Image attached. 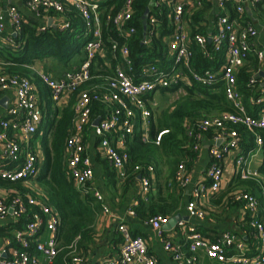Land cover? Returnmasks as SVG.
<instances>
[{
    "label": "built area",
    "instance_id": "1",
    "mask_svg": "<svg viewBox=\"0 0 264 264\" xmlns=\"http://www.w3.org/2000/svg\"><path fill=\"white\" fill-rule=\"evenodd\" d=\"M206 0H152L150 11L146 15L145 30L150 34L155 32L159 24V16L166 12L170 35L164 38L168 46L164 52L162 65L151 62L141 66L136 71L130 49L125 41L135 32L136 27L130 22L133 18V0H127L122 8L113 16L108 15L104 22L113 23L118 37L125 40H114L112 36L110 46L107 47L104 24L102 21L101 0H28V9L45 19L39 27L40 31L50 26L64 30L70 27V21L62 14L48 15V11L65 12V3L73 6L79 12L85 23V36L88 38L84 53L79 63L67 69L60 77H54L46 71H37L41 80L50 88L51 97L57 104L66 99L70 100L77 93L74 109V130L66 143L65 163L69 178L76 189L82 194L92 193L99 201H104L103 194L92 186L95 177L92 159L88 153L85 127L91 122L92 102L112 106L105 118L101 116L98 124L92 122L94 135L101 137L99 144L101 152L110 165L117 171L118 176L128 178L126 167L130 162V155L126 150V139L134 133L137 124H141L144 131V140L150 141L149 119L151 108L149 95L164 88L177 87L186 89V86L200 84L213 87L218 82H224L227 99L233 104V111H223L217 115L199 120L196 126H187V135L196 140L194 149L200 151L207 140V132H212L210 138L211 162L205 170V178L193 185L192 195L187 204L190 216L204 219L206 211L201 201L208 194H216L223 188L224 159L232 150L240 148L242 140L240 132L229 129L228 124L242 125L256 135L257 147L263 145L264 107L256 115L250 114L242 102V94L238 89V70L245 65L253 51L252 41L258 35L254 24L247 22L240 25L227 12L226 5L232 3L236 11L243 14L246 6L257 5L264 10V0H211L214 2V21L208 34L197 33L191 37L188 29V18L196 9L203 7ZM42 11L44 14H42ZM7 19L10 22V32L7 33ZM49 21V22H48ZM24 16L19 7L10 4L0 12V46H17V36L24 23ZM143 44L150 43L145 36ZM199 45L204 55L210 57L213 53H223V62L219 69L199 71L193 64L195 56L191 44ZM211 44V48L208 47ZM259 64L264 65V50H256ZM112 58L116 59V66L111 67ZM100 59L103 61L100 64ZM111 67V73L102 76L96 74L103 67ZM100 67V70L98 69ZM105 71L107 68L104 69ZM258 68L251 77L249 85L256 87L258 96L252 98L254 105L264 101V85L257 74ZM105 77V83L94 86L92 89H81L82 86L96 77ZM0 92H9L12 95L6 114L0 117V177L12 182H28L39 174V158L32 145V138L36 134L43 118L40 96L36 84L28 77L18 73L0 72ZM197 127V128H196ZM169 130L160 131L155 139L160 144L163 135ZM137 179L140 184L141 198L148 200L153 186L155 174L154 164L146 167L135 166ZM235 177L241 179H260L256 170H251L248 156L239 153L235 159ZM136 179V180H137ZM181 188L189 186L192 178L185 162H181L172 179ZM260 181V180H259ZM261 184V181L259 182ZM261 198L247 188L233 189V201L239 202L242 209L250 215L249 234L254 241L255 251L248 253L250 246L246 237L239 236L231 230L223 231L215 240L203 236L196 225L180 220L179 229L184 232L187 240L185 244L174 242L166 236L164 225L168 224L167 217L157 215L146 220L147 224L158 225L163 249L169 253L175 264H199L197 253L204 250L207 257L226 264H264V187L261 185ZM38 206V212H29L28 205ZM135 203L128 211L136 215ZM103 209L108 210L103 203ZM26 216L24 227L14 229L12 237H6L4 245L0 247V264H53L60 253L57 229L60 216L57 210L49 203L30 193L22 195L18 191L14 196L0 197V219H11L19 222ZM50 233L49 239L43 240V231ZM118 232L123 238L120 256L109 259L101 264H160L159 259L149 251L146 240L141 236H133L128 224L122 220L118 224ZM72 248L71 259L67 264H85V258L76 253V244Z\"/></svg>",
    "mask_w": 264,
    "mask_h": 264
},
{
    "label": "trees",
    "instance_id": "2",
    "mask_svg": "<svg viewBox=\"0 0 264 264\" xmlns=\"http://www.w3.org/2000/svg\"><path fill=\"white\" fill-rule=\"evenodd\" d=\"M126 1L104 0L100 2L104 24L103 33L106 40H108L107 47L110 46L111 42V39H107L109 36H112L114 40L121 41V45L124 44L125 40H122L115 33L116 29L113 23L106 25L104 22L107 20L108 15L114 16ZM151 1L133 0L134 14L130 24L132 23L136 27V32L125 43L127 42L129 46L136 71L146 63L156 62L162 65L164 52H167L168 49L164 38L170 35L173 30L166 18V13L168 12L166 7L163 9L166 12L159 16L160 21L155 32L150 34L148 30L144 29L143 16L149 13ZM214 9V2L206 0L203 7L196 9L188 18V29L191 37L197 33H209L210 26L215 18ZM226 9L233 18L237 17L239 19V15H243L238 13L230 2L227 3ZM262 12L264 13V10ZM42 14H44L43 11ZM47 14L50 16H55L56 14L66 16L70 21V27L60 30L57 27L50 26L46 30L40 31V26H38L37 22H24L21 32L15 36L17 46H0V61L3 63L1 72L18 73L28 76L36 84L38 92H40L43 118L36 133L40 134L42 132L41 138L45 152L40 181L48 189L50 204L56 208L60 216V223L57 229L60 253L53 264H67L72 256L71 245L76 244V253L84 257L93 249L95 245L96 222L98 214L102 209V202L92 193L82 194L81 191L77 190L67 172L65 163L66 143L74 130V118L76 116L74 105L77 93L71 96L66 106L60 108L59 103L57 104L53 101L50 88L41 80L37 71L32 68V65L36 61L48 58L62 62L68 68L73 67L74 61L78 57L83 56V50L88 40L85 36V23L79 12L68 3H65L64 13H56L54 10H50ZM145 36L149 37L150 43L143 44L142 40ZM191 46L195 52L193 64L197 70L219 69L223 62V53H213L212 56L208 57L204 55L199 45L192 43ZM208 47L211 48V44H208ZM111 59V67L116 66V59L112 57ZM102 62L100 59V64ZM111 67H103L101 71H97L94 68V72L105 76L111 73ZM258 67L259 60L257 55L251 53L245 65L238 70V89L242 94V101L246 110L253 115H256L258 110L264 106V103L259 105L252 103V98L258 96L259 93L256 87L249 85V81L254 71L258 70ZM105 68H107L106 71L104 70ZM95 76L91 83H87L81 89L90 91L94 86L105 83V77ZM186 88L188 91L187 95L178 100L172 109L166 110L163 114L164 116L159 119L157 124L154 123L152 116L150 117V141L144 140V131L141 128V124H137L134 133L127 137L125 147L130 155V162L126 167L128 178L125 179V183L137 179L136 165L146 167L148 164H154L156 173H158L160 160L163 156L172 159V176L174 177L181 162H187L190 165L191 160L197 155L194 149L196 140L188 137L187 126L189 124L196 126L197 122L205 117L214 116L223 111L234 110L233 104L226 97L223 81L218 82L213 87L196 83L192 86H186ZM176 89L177 87H171L161 89V91L166 93L167 90L175 91ZM153 96L154 93L149 95L151 98ZM91 107V122L85 127V138L87 140L89 134H93V145L96 149L102 138L94 135L92 122L99 116L105 118L112 106L103 104L99 100H94ZM227 127L229 129L236 128L240 132L242 137L240 148L243 150V153L246 154L257 147L256 135L253 132L242 125L232 123L228 124ZM164 129L169 131L163 135L160 144H156L155 139L158 133ZM212 132L208 131L206 133L208 138L212 137ZM259 134L263 138L264 151V130L259 131ZM106 161L108 160L106 159ZM108 165V176L112 180V183H114L118 173L110 163ZM259 173L264 176V158L259 167ZM234 181L238 185L245 186L247 189L252 187L254 193H257V190L259 191L260 184L256 180L236 177ZM21 183V181L12 182L0 177V185L18 187L19 193L22 195L27 194L26 189L21 186ZM175 187L179 188V185L172 180L171 184L167 185L165 192L162 191V187L160 186V190L156 196L149 194L148 200L140 198L138 205L134 207L136 216L143 221L157 215L169 219L180 212L181 197L176 195ZM230 192V189L225 191L221 198L226 195V199L229 202H235ZM11 196L13 197L14 193ZM235 203L241 206L239 202ZM27 205L29 212L40 211L38 206H33L29 203ZM25 222L26 216L17 223L2 227V230L7 231L8 229L12 232L14 229L24 227ZM244 228L251 231L248 226ZM133 236L137 235L133 234ZM212 239L215 240L216 238L212 237ZM119 240L123 242L122 236L119 237Z\"/></svg>",
    "mask_w": 264,
    "mask_h": 264
},
{
    "label": "crops",
    "instance_id": "3",
    "mask_svg": "<svg viewBox=\"0 0 264 264\" xmlns=\"http://www.w3.org/2000/svg\"><path fill=\"white\" fill-rule=\"evenodd\" d=\"M102 1L104 0H101V2ZM12 3L19 7L22 15L24 16L25 22L34 21L38 23V26H41L45 22V19L37 17L36 14H34L28 9L26 5V0H0V12L6 10L8 5ZM231 18L236 19L237 22L240 23V25H245L247 22L254 24L258 30V35L252 41V54H255L256 50H264V13L262 12L260 6L248 4L243 15H239V19L241 21L237 17ZM10 26V22L7 19L6 35L10 32ZM81 58L82 57H78L73 64L75 65L79 63V60ZM54 60L55 59H52L51 64L46 63V59L40 60V62L38 63L35 62L32 65V68H34L36 71H46L54 77H60L67 69H70L66 67L64 63L59 62L57 60H55L54 63ZM2 64L3 63H1L0 61V72L2 70ZM259 67L264 70V65L260 66L259 64ZM259 78L262 79L261 83H263L264 78ZM11 98L12 95L9 92L0 93V117L6 114V110L8 108V104ZM149 99H154V96L153 98L149 97ZM68 102L69 101H67L66 99L61 100L59 102L60 108L66 106ZM262 103H264V101ZM41 135L42 132H40V134L36 133L32 138L33 148L37 152L39 158V174L36 178L28 182L21 181V186L26 189L25 191H27V193L35 195L36 197H39L43 201L50 204L48 189L40 181V175L42 173L45 158L44 146L42 143ZM93 140V134H89V137L87 139V149L92 159L95 171V177L92 181V186L98 189L103 194L104 201H101L102 209L98 214L96 222V234L94 238L95 245L87 256H83L85 258V264H101L106 260L116 259L120 256L122 242L119 240V237L121 235L118 232L117 227L120 221L122 220H124L128 224L132 234L141 236L146 240L150 253L154 254L159 259L160 264H175L171 255L165 252L163 249L162 240L158 233V225L147 224L145 221L138 218L136 215H131L128 213L129 209L133 207L136 202L139 203V200L141 198L140 184L138 182V179L129 183H125L126 180H122L117 175L115 182L112 183V180L109 178L107 172L109 162L106 161V159L104 158L101 152V147L99 145L96 149L94 148ZM212 142L213 141L210 138H207L202 149L198 151L195 158L191 160L190 165L186 162V166L192 178V182L189 186L182 189L180 187H175L176 195L181 197V205L179 206L180 212H178L174 216L178 214L182 215V218L180 220H185L188 221L189 224L196 225L199 228V231L203 234V236L208 237L210 239H212V237L218 238V236L225 230H231L239 236H243V238H245L246 234H248L246 241L250 246L248 253L251 254L255 251L256 245H254V241L251 238L249 231L244 228L247 226L250 227L248 223L250 215H248V213L245 212L239 204L232 201L229 202V200L226 199V195L222 198L221 196L225 191L229 189L232 192L233 189L245 188V186L238 185V183L234 181V179H236L235 159L239 153L245 156L247 155L249 159L250 169L256 170L259 173V167L261 166L264 158L263 145L260 148L256 147L254 150L246 154L243 153V150L241 148H238L237 150H232L226 155L224 159L223 188L218 193L208 194L202 199L201 205L206 211V216L204 219H200L198 217L190 216L187 210V204L192 195L193 185L199 180L205 178V170L212 160L209 151ZM164 163H168V168L166 166H163L162 168V165H164ZM158 169V173H156L155 170L153 186L149 193L154 194L155 196L160 190V186L162 187V191L165 192L167 185L169 186L172 182V159L163 156V158L160 160ZM259 180L261 181V184L259 183ZM259 180L256 181L260 184V186L262 185L264 187V176L262 174H260ZM249 190L252 191V187H250ZM260 190L261 187L259 188V191H256L257 193L255 194L261 198ZM16 191H20L18 187H7L0 185V197H9ZM149 196L150 195H148V198ZM261 202L264 207V200L262 199ZM103 203L106 204L108 210L105 211L103 209ZM172 217H170L169 219H171ZM180 220H178L177 223ZM12 223L14 222L11 219H0V247L4 245L6 237H12L14 231L12 230L11 232L8 229L7 231H3L2 227L9 226ZM177 223L175 226L164 225L166 236L172 239L174 242L185 244L187 248L188 242L185 239L184 232L179 229ZM49 236L50 233L44 229L42 235L43 240L49 239ZM197 257L199 264H226L221 262L219 263L216 260L210 259L209 257H207L204 250H199L197 253Z\"/></svg>",
    "mask_w": 264,
    "mask_h": 264
},
{
    "label": "rangeland",
    "instance_id": "4",
    "mask_svg": "<svg viewBox=\"0 0 264 264\" xmlns=\"http://www.w3.org/2000/svg\"><path fill=\"white\" fill-rule=\"evenodd\" d=\"M50 59V60H49ZM40 62L39 60L36 61V63ZM46 63L51 64L52 58H48L45 61ZM43 62V63H45ZM55 63V60H54ZM40 65V64H37ZM62 65V63H61ZM64 68V67H63ZM98 69L100 70V67L98 66ZM101 71V70H100ZM188 91L186 89H176L175 91H169L167 90L166 93H163L161 90L156 91L154 93V99L149 100V106L151 108V116L154 120V123H158L159 119H161L165 113L166 110L172 109L176 102L180 100L182 97H185L187 95ZM150 124V121H149ZM168 162V161H167ZM163 166H166L168 168V163H164ZM220 263V262H219Z\"/></svg>",
    "mask_w": 264,
    "mask_h": 264
},
{
    "label": "water",
    "instance_id": "5",
    "mask_svg": "<svg viewBox=\"0 0 264 264\" xmlns=\"http://www.w3.org/2000/svg\"><path fill=\"white\" fill-rule=\"evenodd\" d=\"M146 23H147V16L144 15V16H143V26H144V29L146 28ZM257 76H258V77H262V78H264V70L260 71V72L257 74ZM262 84L264 85V82H263ZM5 101H6V100H5ZM98 122H99V119H96L95 124H98ZM181 218H182V215H180V214H178V215H176V216H173L171 219H169V222H168V224H166V226H167V225L175 226L176 223H177V221L180 220ZM170 226H169V227H170Z\"/></svg>",
    "mask_w": 264,
    "mask_h": 264
}]
</instances>
